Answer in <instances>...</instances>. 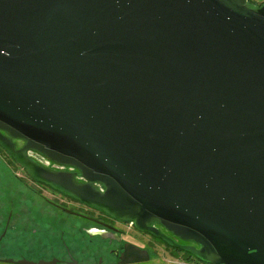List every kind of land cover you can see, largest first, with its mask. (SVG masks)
<instances>
[{"label":"water","instance_id":"1","mask_svg":"<svg viewBox=\"0 0 264 264\" xmlns=\"http://www.w3.org/2000/svg\"><path fill=\"white\" fill-rule=\"evenodd\" d=\"M0 147L201 262L264 264V3L0 0Z\"/></svg>","mask_w":264,"mask_h":264},{"label":"flooded vegetation","instance_id":"2","mask_svg":"<svg viewBox=\"0 0 264 264\" xmlns=\"http://www.w3.org/2000/svg\"><path fill=\"white\" fill-rule=\"evenodd\" d=\"M47 163L48 165L46 166L50 169L75 171L73 168L60 167L49 161ZM18 168L25 176L29 177V182L32 185H36L38 188L37 190L29 185L30 189L38 195V200L36 204L32 203L28 205L26 217L4 218V221H1L3 225H0V249H2L1 247L4 245L3 240L8 236L11 240H13V238H15V240L20 239V244L15 246H21V250H23V247H26L28 250L34 248L36 252L43 254L46 252L48 255L47 261L53 264H143L145 261L122 263L123 259L121 255L124 251H127L125 249H131V245L141 250H146L148 253L147 260L151 259L149 250H160V248L170 249L171 253L169 252V254L174 256L173 259H177V256H179L182 260H196L192 255H189L187 251L184 252L172 248L161 238L148 232L139 231L129 222L115 219L95 207L81 203L49 186L39 183L31 178L20 166H18ZM75 180L78 183L84 182L80 176H76ZM97 186L100 187L99 185ZM43 191L48 196L43 194ZM34 208L37 213V218H35V215L32 216ZM38 217L42 219L49 218L48 223H45L46 226L44 224L42 228L39 227ZM49 224H56L58 228L64 224L67 228L66 234L64 230H61L59 233L52 230L48 231L50 230ZM156 227L165 235L172 237L179 244H186L171 236L160 226ZM27 234L30 235L29 238L23 236ZM15 240H13V247H15ZM76 241V246L79 248L77 253L74 252V246L71 249V245L70 247L67 245V243H75ZM79 241L85 243L81 244ZM91 249L97 253V256H94L95 259L92 262L88 260L91 257L88 251ZM1 254L3 253L0 250V264H19L17 261L23 259L21 255L18 257H11L10 255L5 256ZM34 258L35 257H30L26 260L33 262L39 261ZM126 258H128V256H126ZM132 258L134 259L135 257Z\"/></svg>","mask_w":264,"mask_h":264},{"label":"rangeland","instance_id":"3","mask_svg":"<svg viewBox=\"0 0 264 264\" xmlns=\"http://www.w3.org/2000/svg\"><path fill=\"white\" fill-rule=\"evenodd\" d=\"M37 157V159L39 160V161H41L42 163H44L45 165H48V161L46 160V159H43V158H41V157H38V156H36ZM0 164H4L7 168H8V170L9 171H11V173H13V171L6 165V163H5V159L3 158V156H0ZM19 170V169H18ZM13 175L15 176L16 175V177L17 178H19V177H24L25 175H23V172L22 171H18L16 174L15 173H13ZM19 176V177H18ZM6 181H7V184H6V192H9L8 190H10V188H13V183H14V180H13V177H11V176H5V178H4ZM20 179V178H19ZM30 183V182H29ZM30 185L33 187V188H35V189H37L38 190V188L36 187V185H32L31 183H30ZM12 186V187H11ZM29 187V186H28ZM43 194H46L44 191L42 192ZM47 195V194H46ZM48 196V195H47ZM5 201H7L8 202V205H9V208H7V206H6V208H7V210L8 209H10V201L11 200H9V199H5ZM17 201V200H16ZM15 201V202H16ZM42 201H43V198H42ZM15 204V203H14ZM43 204V203H42ZM46 204V203H45ZM3 210H4V208H3ZM6 210V209H5ZM32 216H34L35 215V218H37V213H36V210H35V208H34V213H33V211H32ZM44 214V213H43ZM39 218V217H38ZM48 220H49V218H47V219H45V218H39L38 219V222H39V227L40 228H42L43 226H44V224L45 223H48ZM1 221H4V218H0V225L2 226L3 224H2V222ZM36 221H37V219H36ZM45 226H46V224H45ZM49 226H50V230H48V231H56V232H60L61 230H64V233L66 234V230H67V228L64 226V224H62L61 226H59V228L58 227H56V224H49ZM15 235H18V234H15ZM25 238H29L30 237V235L29 234H27V235H23ZM24 237H22V238H24ZM13 240H15V238H13ZM13 240H11V239H9V237L7 236L6 238H5V240H3V243H4V245L1 247L2 249H0L1 251H2V253L5 255V256H8V255H10L11 257H18V256H20L21 255V257H23V259H28V258H30V257H35L37 260H45V261H47V257H48V255L46 254V252H44V254L43 253H40V252H36L35 250H34V248L32 249V248H30L29 250L25 247H23V250H21L20 249V247L21 246H18V247H16L15 245H19L20 244V239L19 240H15V242H14V246L15 247H13ZM85 240V239H84ZM81 244H83V243H85V242H82V241H79ZM31 244H33V243H31ZM67 245H68V247H70V245H71V249L73 248V246H74V252H78L79 251V248L76 246L77 245V241L75 242V243H72V242H70L69 244L67 243ZM1 246V245H0ZM33 246V245H32ZM80 246H82V245H80ZM61 248V247H60ZM62 249V248H61ZM89 252V254L91 255V257H90V259H88L89 261H94V256H97V253L93 250V249H91L90 251H88ZM169 252H170V249H164V248H160V250H149V254H150V260H147V261H145L143 264H172L171 263V261H173L174 259H173V257L174 256H171V254H169ZM171 253V252H170ZM3 254H1V255H3ZM177 254V253H176ZM179 255V254H178ZM175 256H177V255H175ZM34 258V259H35ZM178 259H180V257L179 256H177V260ZM170 261V262H169Z\"/></svg>","mask_w":264,"mask_h":264},{"label":"crops","instance_id":"4","mask_svg":"<svg viewBox=\"0 0 264 264\" xmlns=\"http://www.w3.org/2000/svg\"><path fill=\"white\" fill-rule=\"evenodd\" d=\"M252 1H254L255 4L261 2L264 3V0ZM8 175L13 177L14 183L13 188H10V190H8L9 192H6L5 189L7 181L4 178ZM5 199L11 200L10 209L8 210L7 208H9V205ZM37 200L38 195H36L35 192L31 190L30 187H28V185L23 183L19 178L16 177V175L14 176L4 164H0V218H24L27 216L26 212L28 205L32 203L36 204Z\"/></svg>","mask_w":264,"mask_h":264},{"label":"trees","instance_id":"5","mask_svg":"<svg viewBox=\"0 0 264 264\" xmlns=\"http://www.w3.org/2000/svg\"><path fill=\"white\" fill-rule=\"evenodd\" d=\"M249 2H253L254 3V1H252V0H248ZM263 2H261V3H257V4H262ZM0 156H3V158L5 159V163H6V165L13 171V173H17L18 171H20V169L18 168V166H17V164L9 157V155L0 147ZM19 169V170H18ZM24 175V174H23ZM20 178V180L23 182V183H25L26 185H30V183H29V177H27V176H24V177H19ZM30 187H32L31 185H30ZM33 188V187H32ZM190 255V254H189ZM194 261H199V260H194ZM201 262V261H200Z\"/></svg>","mask_w":264,"mask_h":264},{"label":"built area","instance_id":"6","mask_svg":"<svg viewBox=\"0 0 264 264\" xmlns=\"http://www.w3.org/2000/svg\"><path fill=\"white\" fill-rule=\"evenodd\" d=\"M130 224H132V222H129ZM170 262V261H169ZM172 264H208V263H204V262H200V261H193V260H182V259H174L173 261H171Z\"/></svg>","mask_w":264,"mask_h":264}]
</instances>
